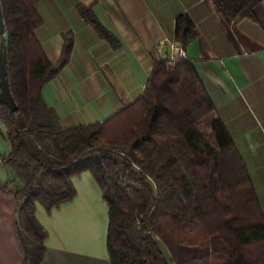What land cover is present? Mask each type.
Masks as SVG:
<instances>
[{
    "label": "trees",
    "instance_id": "trees-1",
    "mask_svg": "<svg viewBox=\"0 0 264 264\" xmlns=\"http://www.w3.org/2000/svg\"><path fill=\"white\" fill-rule=\"evenodd\" d=\"M38 1L0 0L17 105L13 114L0 105L10 145L1 159L19 182H0V192L19 201L22 264H41L46 251L36 205L49 213L71 201V180L86 172L108 208L111 264H168L160 247L172 264H264V221L247 172L191 64L155 63L138 99L102 123L62 129L41 90L68 64L73 36H62L52 65L34 35ZM260 1L212 0L227 23L250 15ZM80 13L113 47L92 13ZM195 33L188 15L176 17L175 42L185 49Z\"/></svg>",
    "mask_w": 264,
    "mask_h": 264
},
{
    "label": "crops",
    "instance_id": "crops-1",
    "mask_svg": "<svg viewBox=\"0 0 264 264\" xmlns=\"http://www.w3.org/2000/svg\"><path fill=\"white\" fill-rule=\"evenodd\" d=\"M81 9L92 13L113 47L84 21ZM34 10L41 19L34 35L52 65L62 36H73L68 64L41 90L62 129L102 123L138 99L154 64L169 55L176 17L188 15L196 33L185 47L186 60L245 167L264 221V0L232 23L212 0H40ZM4 134L0 124L2 183L15 181L1 159L10 150ZM71 182V201L49 213L36 205L35 219L47 234L41 264H111L102 192L87 172ZM18 202L0 192V264L23 263Z\"/></svg>",
    "mask_w": 264,
    "mask_h": 264
},
{
    "label": "water",
    "instance_id": "water-1",
    "mask_svg": "<svg viewBox=\"0 0 264 264\" xmlns=\"http://www.w3.org/2000/svg\"><path fill=\"white\" fill-rule=\"evenodd\" d=\"M4 36L5 27L0 5V105L6 107L9 113L13 114L17 111V105L11 95L7 79V57Z\"/></svg>",
    "mask_w": 264,
    "mask_h": 264
},
{
    "label": "built area",
    "instance_id": "built-area-1",
    "mask_svg": "<svg viewBox=\"0 0 264 264\" xmlns=\"http://www.w3.org/2000/svg\"><path fill=\"white\" fill-rule=\"evenodd\" d=\"M169 55L165 58L166 65L168 67L174 66V64L181 60H186L185 49L180 43L172 42L166 46Z\"/></svg>",
    "mask_w": 264,
    "mask_h": 264
},
{
    "label": "rangeland",
    "instance_id": "rangeland-1",
    "mask_svg": "<svg viewBox=\"0 0 264 264\" xmlns=\"http://www.w3.org/2000/svg\"><path fill=\"white\" fill-rule=\"evenodd\" d=\"M6 38V34L4 36V39ZM2 127V126H1ZM5 149V144L2 142L1 138H0V153H2ZM12 175H13V179L16 181V184L18 185L19 182L16 180V174L12 172ZM161 250H162V254L164 255L165 257V260L168 264H172L168 254H167V251L163 248V247H160Z\"/></svg>",
    "mask_w": 264,
    "mask_h": 264
}]
</instances>
